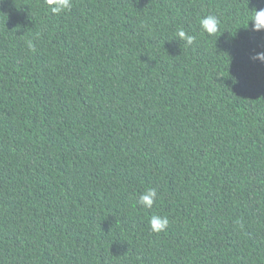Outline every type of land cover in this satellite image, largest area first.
Segmentation results:
<instances>
[{
  "label": "trees",
  "instance_id": "trees-1",
  "mask_svg": "<svg viewBox=\"0 0 264 264\" xmlns=\"http://www.w3.org/2000/svg\"><path fill=\"white\" fill-rule=\"evenodd\" d=\"M260 8L0 0V264H264Z\"/></svg>",
  "mask_w": 264,
  "mask_h": 264
},
{
  "label": "clouds",
  "instance_id": "clouds-1",
  "mask_svg": "<svg viewBox=\"0 0 264 264\" xmlns=\"http://www.w3.org/2000/svg\"><path fill=\"white\" fill-rule=\"evenodd\" d=\"M50 14L62 15L69 12L73 6V0H45ZM251 22V30L253 32H264V8L259 10L252 9L247 17V26ZM199 29L201 33H206L209 36L215 35L220 28V19L214 14H208L199 18ZM143 26V25H142ZM174 40L182 41L186 47L194 45L197 41V35L186 31L183 27L177 28ZM26 48L30 52L36 51V42L34 39L25 41ZM250 59L255 62L264 64V51H256L250 56ZM158 192L156 188H146L138 195L137 203L145 209H151L158 200ZM170 220L167 215H152L148 221L149 229L152 233L159 234L165 231L169 226Z\"/></svg>",
  "mask_w": 264,
  "mask_h": 264
}]
</instances>
